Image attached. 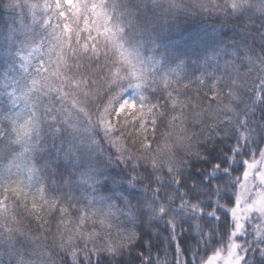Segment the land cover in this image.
Segmentation results:
<instances>
[{
    "label": "snow or ice",
    "instance_id": "snow-or-ice-1",
    "mask_svg": "<svg viewBox=\"0 0 264 264\" xmlns=\"http://www.w3.org/2000/svg\"><path fill=\"white\" fill-rule=\"evenodd\" d=\"M9 2L0 5L7 9ZM109 3L12 4L19 22L9 32L18 43L21 67L0 96V139L13 147L15 157L7 174L0 173V264H157L143 259L139 246L145 233L152 246L162 231L175 232L178 224L186 228L185 246L194 242L198 264H264V147L239 168L214 163L211 173L197 171L194 186L185 185L184 175L205 158L219 159L215 145L222 144L224 129L237 143L240 132L255 130L249 114L254 119L264 107V0H146L142 5L129 0L111 8ZM185 14L227 18L249 38L214 57L215 71L185 80L180 61L157 79L128 33L138 27L151 31ZM126 88L135 90L136 98L125 99ZM85 127L101 129L112 156L124 165L123 175L113 178L119 183L109 188L104 181V192L111 195H50L37 180L30 153L46 128L62 136ZM251 136L249 131L242 137L245 144ZM235 172L234 183H224ZM90 179L85 170L77 185L95 193L100 180L89 184ZM222 183L225 191L215 207L200 202L199 188L206 185L209 194H217ZM138 188L150 195L134 201L141 195ZM155 250L158 261L162 253Z\"/></svg>",
    "mask_w": 264,
    "mask_h": 264
},
{
    "label": "trees",
    "instance_id": "trees-1",
    "mask_svg": "<svg viewBox=\"0 0 264 264\" xmlns=\"http://www.w3.org/2000/svg\"><path fill=\"white\" fill-rule=\"evenodd\" d=\"M14 2L15 0H11L7 9L0 5V96L5 95L7 85L12 83V77L21 67L16 54L18 43L12 39L9 32V29L19 22L18 10L12 7ZM133 2L142 5L146 0H133ZM160 2L166 3L167 0H160ZM128 3L129 0H110L109 7L111 8L113 4L119 7ZM251 35L255 36V33ZM128 36L136 43L140 57L145 62L144 67L157 79L168 73L170 69L177 68L178 62L183 61V67L179 70L184 79L189 80L201 71H215L214 57H222L225 52H231L233 50L231 46L239 45L242 40L248 39L249 33L235 23H229L227 18L222 17L217 20L213 15L185 14L174 15L151 31L143 27L134 28ZM248 42L251 44L252 40L249 39ZM124 98H136V91L126 88ZM246 106L251 107V105ZM262 112H264V107L256 110L254 119L251 113L249 114V121L255 130L246 129L240 132L239 143L230 129H224V135L219 137L222 144L215 145L219 159L208 162L205 158V162L197 163L192 169H185V185L194 186L199 183L196 179V172L211 173L214 163H222V167L239 168L240 162L258 154L259 149L264 147V132L260 131L264 129V121L261 119ZM233 126L237 132L240 131L239 126ZM249 131H252V136L245 144L242 137ZM89 138L94 143H88ZM213 143L215 144V141ZM37 144L39 146L30 153L29 158L38 168L37 180L49 190L50 195L70 199L91 197L96 194L111 195V193L104 192V181H108L109 188H115L119 181L113 183V178L123 175L124 165L112 156L105 135L99 128L85 127L66 130L62 136L54 135L46 128L44 135L37 140ZM225 148L231 151L225 152ZM14 159L13 147L7 141L0 139V173L6 175ZM225 160L228 161L227 165L223 164ZM17 166H19V161H17ZM85 170H88L93 178L89 180V184H93L97 179L100 180L99 184H95V193L87 186L77 185L80 174ZM237 175L239 172L230 173L224 183H234ZM216 184L217 182L213 181V192H215ZM220 189V193L209 194L206 185L199 188L197 194L200 195V202L204 205L211 203L215 207L218 196L225 191L223 183L220 184ZM137 191L141 195L135 197L134 201L150 195L142 188H138ZM180 191L183 193L184 189L181 188ZM227 191L233 194L231 188ZM219 203L222 204L223 200L220 199ZM217 216L223 219V209L217 213ZM159 227L161 230L166 229L162 221ZM166 233L162 231L159 242L153 241L152 246H149L148 233H145L144 240L139 246L143 251L144 260L151 258L157 264H175L178 259L181 262L186 260L187 264H198L200 256L197 255L194 242L189 240L187 246L183 243L187 235L186 228L178 224L175 232L172 229H166ZM195 236L196 239L200 238L198 230ZM219 238L220 230L217 228L216 239ZM178 242H180L179 246ZM156 247L162 253L158 261ZM199 251L202 255L203 244ZM177 253H179L178 257ZM134 254L139 256V251Z\"/></svg>",
    "mask_w": 264,
    "mask_h": 264
}]
</instances>
